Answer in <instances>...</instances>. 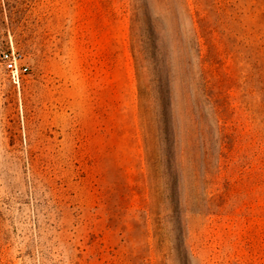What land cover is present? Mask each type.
I'll list each match as a JSON object with an SVG mask.
<instances>
[{
    "label": "rangeland",
    "instance_id": "1",
    "mask_svg": "<svg viewBox=\"0 0 264 264\" xmlns=\"http://www.w3.org/2000/svg\"><path fill=\"white\" fill-rule=\"evenodd\" d=\"M181 1L0 0V264H264V0Z\"/></svg>",
    "mask_w": 264,
    "mask_h": 264
},
{
    "label": "trees",
    "instance_id": "2",
    "mask_svg": "<svg viewBox=\"0 0 264 264\" xmlns=\"http://www.w3.org/2000/svg\"><path fill=\"white\" fill-rule=\"evenodd\" d=\"M176 7L177 4H183L181 0H175ZM186 11H189L188 8L186 7ZM192 21L193 18L191 17ZM197 58V63L200 65V57H201V49H200V40L198 37L195 35L193 39H188L187 45H186V66H187V71H188V77L190 81L195 83L196 86V91H195V101L194 104H192V110L193 114L199 115V122L202 120H205V122L208 124L207 127H209L210 131L213 132V127L208 123V119L206 117V111L205 108L207 107V104H211V98L208 93L207 85L204 81L203 74L201 70L199 69L198 71L195 70L194 68V60L193 58ZM214 112H216V109H212ZM196 122L198 121V118L195 119ZM215 131L217 134V139L220 142V146L222 147L225 138L227 135L225 134L224 130L222 127L216 123Z\"/></svg>",
    "mask_w": 264,
    "mask_h": 264
},
{
    "label": "built area",
    "instance_id": "3",
    "mask_svg": "<svg viewBox=\"0 0 264 264\" xmlns=\"http://www.w3.org/2000/svg\"><path fill=\"white\" fill-rule=\"evenodd\" d=\"M2 61L6 69L11 73L14 83L19 84L21 75L28 72L29 67L22 64L23 57L14 49L4 51L2 53Z\"/></svg>",
    "mask_w": 264,
    "mask_h": 264
}]
</instances>
